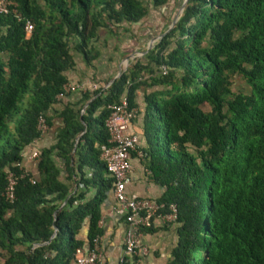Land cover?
Listing matches in <instances>:
<instances>
[{
    "label": "trees",
    "instance_id": "trees-1",
    "mask_svg": "<svg viewBox=\"0 0 264 264\" xmlns=\"http://www.w3.org/2000/svg\"><path fill=\"white\" fill-rule=\"evenodd\" d=\"M167 1L8 0L0 13V264H72L80 226L90 245L100 236L113 182L100 157L110 145L105 119L122 96L140 129L130 156L139 152L147 179L163 188L152 198L158 212L176 208L165 264H264V0H186L105 88L56 98L73 53L85 66L99 57L91 42L100 29L136 23L147 4ZM234 76L247 91L231 89ZM39 116L47 129L57 125L30 170L22 152L42 137Z\"/></svg>",
    "mask_w": 264,
    "mask_h": 264
},
{
    "label": "built area",
    "instance_id": "built-area-1",
    "mask_svg": "<svg viewBox=\"0 0 264 264\" xmlns=\"http://www.w3.org/2000/svg\"><path fill=\"white\" fill-rule=\"evenodd\" d=\"M7 11L8 0H0V13L4 14ZM31 28V24L26 22L25 33L28 34ZM161 70L164 72V67H161ZM88 87H93V85L67 81L62 85V94H58L56 98H61L64 93L84 91ZM109 108L110 112L105 119V127L110 145L102 150L100 157L104 161L107 174L113 179L111 193L117 204V211L121 213L125 223L122 255L117 262V264H125L126 258L135 254L141 231L150 227L155 217L173 222L176 217V208L173 203H170L167 206V211L161 213L158 210L163 208V205L157 204L152 197H139L125 193V186L130 180L131 173L130 152L139 140L131 123L137 117V108L130 107L125 96H122L119 102L112 103ZM37 128L41 133L40 136L47 129L42 116L37 119ZM33 142L23 150L24 160L33 161L37 155V149ZM137 155L140 156V153L138 152ZM6 180L7 185L3 195L6 200L10 201L13 197L12 186L15 183V178L10 170L6 171ZM100 259L99 236H95L88 250L85 251L81 247L75 248L72 264H101Z\"/></svg>",
    "mask_w": 264,
    "mask_h": 264
},
{
    "label": "crops",
    "instance_id": "crops-1",
    "mask_svg": "<svg viewBox=\"0 0 264 264\" xmlns=\"http://www.w3.org/2000/svg\"><path fill=\"white\" fill-rule=\"evenodd\" d=\"M95 68V69H94ZM100 76L106 75L103 67L100 69ZM97 72V65L85 66L83 63L76 64L73 70L66 72L68 81L76 79L91 78ZM103 72V73H102ZM96 75V74H95ZM84 82V81H83ZM85 83V82H84ZM96 86V83H87ZM135 132L140 131L138 122L132 124ZM41 140V138L39 139ZM39 140L33 142L34 146H39ZM27 160L23 166L26 168ZM163 188L150 182L143 172L138 156H131L130 180L125 186L127 195L139 197L157 198L162 193ZM176 223L163 221L159 217L152 220L151 231H141L139 244L135 254L126 258L127 264H165L170 259V251L176 244ZM98 226L101 229L99 236V247L101 253V264H117L122 255V238L125 229L121 213L117 211V204L111 191L107 193L105 201L100 205V218ZM87 225L83 223L77 233V238L86 241Z\"/></svg>",
    "mask_w": 264,
    "mask_h": 264
},
{
    "label": "rangeland",
    "instance_id": "rangeland-1",
    "mask_svg": "<svg viewBox=\"0 0 264 264\" xmlns=\"http://www.w3.org/2000/svg\"><path fill=\"white\" fill-rule=\"evenodd\" d=\"M182 1L168 0L166 5L159 8H152L147 4V13L140 21L136 23H121L120 25H112L108 28L100 29L98 38L91 42L92 46L100 51L99 57L92 61L93 65H97V72L91 75V78L86 81L84 79H76L71 82H85L84 84L95 82V87L101 85L105 88L109 81L123 72L133 60L141 59L143 53L148 48H151L157 39L164 34L170 26L171 21L178 14ZM73 55L75 56L76 64L83 63L80 55L76 53H73ZM103 67L106 70V75L102 74L100 76V71H102L100 69ZM90 88H94V86ZM231 89L233 91H247L248 88L242 79L234 76L231 80ZM137 100L141 104V92L138 94ZM25 101L26 98L21 106H24ZM65 101L66 98L59 100L54 107L60 108ZM56 125L57 120L54 119L53 125L46 129L41 140H39V146L48 145L52 142L54 136L53 130ZM34 147L36 149L38 148L36 145ZM26 166V169L32 170L33 162L27 161Z\"/></svg>",
    "mask_w": 264,
    "mask_h": 264
},
{
    "label": "water",
    "instance_id": "water-1",
    "mask_svg": "<svg viewBox=\"0 0 264 264\" xmlns=\"http://www.w3.org/2000/svg\"><path fill=\"white\" fill-rule=\"evenodd\" d=\"M185 1L186 0H183L182 1V3H181V5H180V9H179V12H178V14L175 16V18L171 21V24H170V26L167 28V30L173 25V23L176 21V19L178 18V16H179V14L181 13V11H182V8H183V6H184V3H185ZM166 30V31H167ZM165 31V32H166ZM164 32V33H165ZM119 76V74L117 75V76H115L114 78H116V77H118ZM114 78H112L111 80H110V82L114 79ZM89 246H90V244L87 242V241H85L83 244H82V248L86 251V250H88L89 249Z\"/></svg>",
    "mask_w": 264,
    "mask_h": 264
}]
</instances>
